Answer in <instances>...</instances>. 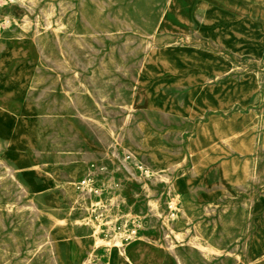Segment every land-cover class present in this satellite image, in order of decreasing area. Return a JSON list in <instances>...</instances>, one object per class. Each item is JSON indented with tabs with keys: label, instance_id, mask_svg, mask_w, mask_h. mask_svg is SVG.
I'll use <instances>...</instances> for the list:
<instances>
[{
	"label": "rangeland",
	"instance_id": "1",
	"mask_svg": "<svg viewBox=\"0 0 264 264\" xmlns=\"http://www.w3.org/2000/svg\"><path fill=\"white\" fill-rule=\"evenodd\" d=\"M210 6L213 24L205 23ZM152 49L201 52L226 72L204 68L203 84L190 82L193 66L147 78ZM202 85L217 104L205 116L196 102L188 117L161 109L191 102ZM25 107L35 148L6 154L0 142V264H85L90 253L94 264L106 262L104 242L120 232L135 264H251L250 239L264 217V2L0 0V127ZM210 115L230 126L253 122L241 135L248 150L224 143L217 161L246 171L228 187L217 164L196 170L205 155L193 146L209 141L199 130ZM150 142L171 154L170 167ZM10 158L26 159L25 172Z\"/></svg>",
	"mask_w": 264,
	"mask_h": 264
},
{
	"label": "bare ground",
	"instance_id": "2",
	"mask_svg": "<svg viewBox=\"0 0 264 264\" xmlns=\"http://www.w3.org/2000/svg\"><path fill=\"white\" fill-rule=\"evenodd\" d=\"M261 1L264 2V0H260V2ZM214 12L215 10L210 6L205 14V23L213 24L216 21H218L216 16L212 14ZM217 31L219 30L217 29ZM215 38L217 41L222 42L220 31L216 33ZM11 51H13L12 48H7L6 50H4L3 55L1 57V66H3L4 69L8 68L9 66L8 61L10 57L13 56ZM17 51L21 52L20 50H17ZM191 66L195 67V70L191 74L192 80H190V82L192 84L200 83V82H202L203 84V82H206L207 80H209L208 76H206V74L202 72L204 68L211 72L217 73L218 76H221V77L226 72L222 67L216 65V62L214 59L205 57L201 52L187 53V52H177V51L173 52L169 49H164L161 51L159 49H152L149 53L148 61L145 65V75L147 78H151V77H154L155 75H158L160 71H165V70H171L174 73L183 72L185 70L187 71V69ZM183 79L184 78L182 77L174 78L175 83H179V84L187 83V82H184ZM204 89H207V88L202 85V88L198 87V89H196V92L199 91L198 94L194 95L195 93L194 92L191 96V93H189L191 96L190 97L191 102H189L186 99L184 103L179 104L176 101L168 100L169 102H165L161 106V109L164 112H173L183 117H188L187 116L188 114L186 113L187 107L192 106V104L196 102L200 106V109L197 110L196 114L201 117L205 116L207 114V109L217 108V104L211 101L208 95V92L205 91ZM21 95H22V92H21ZM157 96H158V93L154 87L152 88L151 91L148 90V94H147L148 100L154 101L157 98ZM3 111L8 112V114L10 115L15 113V112L10 113L9 111L4 110V109ZM23 114L24 116L22 119L14 120L13 126H8L3 123V126L0 127V142L5 145L6 154H7V149L10 147L13 148L14 153L20 152L21 149L25 147L26 145H29V146L32 145L35 148V144H34L36 142L35 132L31 124L27 120V118L31 115V110L25 107ZM244 118L246 119V117ZM224 121L225 120L223 119V117L214 116V115L209 116L208 122L201 121L199 133L204 134L205 137L207 136L209 141H207V143H205L204 141L197 142L196 146L195 147L193 146V148L196 149L197 151H201L203 155H205V157H203L199 162L195 163V165L197 166L196 170L200 171L198 167L207 165L209 163H215V165L217 164L221 183L224 186L228 187L233 182L243 181L246 178V171L243 169H240L237 162H234V163L232 162L230 164L226 160L221 161L219 163L217 161H219L220 157L224 153L225 154L228 153V150H226L224 143H228L230 145V148H233L236 150H240V151L248 150L249 144L244 143V139L243 137H241V135H243L244 130L250 127L253 124V122L247 121L244 123L245 125L240 126L237 124L236 120L234 121L231 120V122H233V126H230L227 124V122H224ZM212 127L214 129H211ZM9 131L13 132L15 139H11L8 137ZM150 146L156 149L155 157L160 165L166 168L172 165L171 161H169V157L171 156V154L165 153L161 149L157 148L156 144H153L152 142H150ZM10 159L19 168V170L21 171L25 170V167L23 165L27 163L26 159L24 158L22 160L12 159V158ZM223 171H226L227 176L223 174ZM202 182H207V180L204 179ZM20 186L24 189V191H28V188L26 186L22 184H20ZM62 193L64 194L63 191ZM52 198L54 199V201H57L56 196H52ZM259 203L260 202H254V210L256 212H261L263 210V207ZM258 218H260V215ZM258 223H259L258 224L259 230L257 232V235L253 239H250L249 258H250L251 264H264V259L257 261L258 256H264V217ZM106 225L110 229L115 228L113 224H111L110 222L106 223ZM45 235L47 236V242L51 246L57 245V242L51 238L48 230L45 233ZM123 236L124 234L122 232L116 233L114 236V240L112 242H104L105 244L108 245L107 247L109 248L108 258L106 262L103 261L102 259L97 260V264H135L126 252L127 247L123 244V241H122ZM81 246L83 247L82 244ZM92 258H93V254L90 253V257L85 259V264H94ZM136 260L139 261L137 257H136Z\"/></svg>",
	"mask_w": 264,
	"mask_h": 264
}]
</instances>
